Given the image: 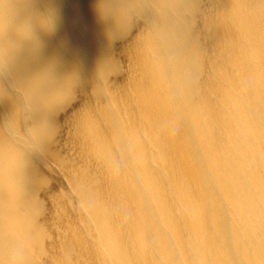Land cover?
Returning <instances> with one entry per match:
<instances>
[{
  "label": "clouds",
  "instance_id": "clouds-1",
  "mask_svg": "<svg viewBox=\"0 0 264 264\" xmlns=\"http://www.w3.org/2000/svg\"><path fill=\"white\" fill-rule=\"evenodd\" d=\"M60 3L0 0V92L42 101L46 113L29 122L21 109L0 123V264H46L51 235L40 192L51 181L36 177L57 135L50 117L76 104L84 89L111 103L99 115L92 106L76 110L83 163L55 201L75 214L79 240L95 254L89 264H125L104 249L122 227L121 213L134 217L133 208L150 229L149 243L163 251V264H264V6L251 45L226 61L227 49L209 53L195 35L198 0H93L106 45L91 77L79 70L60 76L54 61L21 74L56 33ZM149 11L158 20L140 39L154 58L159 89L151 114L137 118L121 114L111 90L120 74L111 53ZM114 184L131 195L110 199L105 189ZM251 237L260 239L255 257L246 248L241 256ZM55 264L85 262L61 255Z\"/></svg>",
  "mask_w": 264,
  "mask_h": 264
},
{
  "label": "bare ground",
  "instance_id": "bare-ground-1",
  "mask_svg": "<svg viewBox=\"0 0 264 264\" xmlns=\"http://www.w3.org/2000/svg\"><path fill=\"white\" fill-rule=\"evenodd\" d=\"M198 4L200 10L196 17L195 35L200 45L209 53L221 45L227 49L225 53L227 61L238 56L242 47L251 45L264 0H198ZM58 9L60 24L56 33L45 38V46L40 57L23 63L20 72L23 74L44 63L54 61L56 72L60 76L79 70L84 78H90L106 45L101 26L96 21L93 0H61ZM157 20L158 17L151 11L143 18L135 19L133 21L136 23L135 28L127 32L112 50L121 60L118 64L120 74L111 81V90L116 94L121 114L131 113L137 118H147L157 103L159 89L157 69L154 58H150L146 42L140 39L144 30ZM86 91L87 89L82 90L77 103L60 115L59 125L66 140L59 148L61 157L67 160L61 163L53 161L46 163L45 156L36 177L38 181L40 172L43 171L47 177L57 180L54 186L50 185L42 191L51 207L47 221L51 239L46 242L48 253L46 264H55L61 255L80 259L85 264L95 260L93 249L79 240V233L75 230L78 227L75 214L70 209L65 214L55 201L57 193L69 190L73 171H78L83 163L85 149L78 138L76 110L82 106H92L99 115L105 105L111 103L108 96H102L97 100ZM42 105V101L29 99L19 93L0 92V123L6 118L10 119L21 109L24 119L40 120L46 115ZM175 159L174 176L179 180L182 156L178 150ZM105 190L110 199L131 195L123 184L106 186ZM133 212L134 217L127 212L121 213L122 227L114 235L112 245L104 249L105 253L114 256L118 261H124L125 264H156L157 261L163 264L165 260L163 251L149 243L147 232L150 229L142 223L135 208ZM205 239L209 250L215 252L216 242L211 236ZM259 246L258 237L246 239L240 246V254L243 256L246 248L248 257L254 258ZM74 248L78 255H73ZM61 249L64 251L61 252ZM232 254L236 258L235 247L232 248Z\"/></svg>",
  "mask_w": 264,
  "mask_h": 264
},
{
  "label": "rangeland",
  "instance_id": "rangeland-1",
  "mask_svg": "<svg viewBox=\"0 0 264 264\" xmlns=\"http://www.w3.org/2000/svg\"><path fill=\"white\" fill-rule=\"evenodd\" d=\"M135 26H136V23L133 22L130 29L128 30V32L133 30L135 28ZM126 44H127V42H126ZM113 56L116 58L117 63L119 64L121 61L120 57L118 55H116L115 53H113ZM68 107L69 106H65L63 111H58L57 113H55L53 116L50 117L53 124L55 125V127L57 129V135H56L55 139L47 145V154H46L47 159L45 160L46 163L49 161L61 163L63 160H67V158L61 157L62 155H61L60 148H59L61 146V144L63 143V141L66 140L64 133L60 129L59 120H60V115L63 112H65L68 109ZM44 117L45 116L41 117V119H43ZM27 119L29 120V118H27ZM27 119H25V120H27ZM29 122H30V120H29ZM75 158H76V156H75ZM40 174H42V176H44V177H47V175L43 171H41ZM42 176L39 175L38 181L42 178ZM48 178L51 181L50 185L54 186L56 184L57 180L55 178H51V177H48ZM40 196L43 200H45L47 202L48 214L45 217V220L47 222L49 217H50V214H51V207L49 206L48 201L44 198L42 191L40 192Z\"/></svg>",
  "mask_w": 264,
  "mask_h": 264
}]
</instances>
